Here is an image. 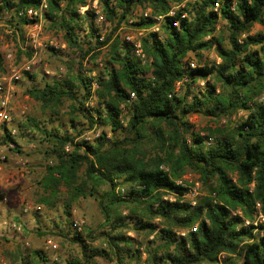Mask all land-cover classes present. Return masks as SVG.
<instances>
[{
  "label": "trees",
  "instance_id": "obj_1",
  "mask_svg": "<svg viewBox=\"0 0 264 264\" xmlns=\"http://www.w3.org/2000/svg\"><path fill=\"white\" fill-rule=\"evenodd\" d=\"M181 1L100 0L101 12L112 25L101 36L93 10L78 11L87 0H47L45 18L63 30L66 43L81 61L75 74L31 88L29 95L45 107L69 99L71 111L86 119V130L100 124L113 132L110 139L99 132L85 140L79 138L83 124L76 129L73 123L70 132L49 131L35 124L49 144L45 153L54 157L40 184L53 196L64 187L68 227L72 204L81 196H93L103 216L100 234L106 248L93 246L80 232H73L71 241L80 255L67 259L66 264H100L99 260L139 264L142 252L146 264H264V222L242 224L244 219H254L257 203L264 216V32L250 34L254 23L264 27V0L187 1L173 16L166 15ZM40 2L0 0V17L10 13L8 23L20 30L32 20L17 13L36 8ZM137 6L148 8L149 15L131 20ZM183 11L187 17H181ZM159 16L163 36L148 31ZM219 20L225 22L226 40L215 34ZM128 22L147 30L141 45L150 59L148 65L128 41L113 36ZM76 29L85 34L79 35ZM106 45L109 54L101 72L82 75V60L91 55L95 59ZM211 49L216 56L213 61L190 67V53L200 61L202 50ZM178 81L181 85L175 90ZM78 88L82 89L80 96ZM93 96L95 105L86 107ZM240 109L248 113L239 124L232 129L207 128L206 135L194 131L187 120L191 113L229 119ZM208 138L212 139L209 144ZM147 139L156 142L158 151L150 159L141 148ZM66 144L69 151L64 150ZM186 169L197 173L201 184L208 187L195 204L181 201L186 188L175 182ZM229 173H235L236 179ZM103 184L107 188L100 191ZM167 194L175 199H165ZM41 201L46 206L53 204L46 197ZM156 218L160 224L153 221ZM123 229L136 235L143 231L152 238L144 242Z\"/></svg>",
  "mask_w": 264,
  "mask_h": 264
},
{
  "label": "rangeland",
  "instance_id": "obj_2",
  "mask_svg": "<svg viewBox=\"0 0 264 264\" xmlns=\"http://www.w3.org/2000/svg\"><path fill=\"white\" fill-rule=\"evenodd\" d=\"M145 10L150 11L148 8L144 9L140 6L135 7V18H138ZM101 15L102 17L100 18V14L95 13L94 23L101 36H104L110 31L112 25L105 20L102 13ZM9 19L10 13H6L5 16L0 17V54L2 56L0 80L9 74L11 69L20 67L21 64L32 55L34 51V49H32L33 46H36L35 50L37 51V56L36 63L30 67L28 72L23 73L21 79L15 83V106L17 109L22 106L26 108L24 115L20 116L15 114L14 125L17 126V130L18 124H22L15 139L19 144L18 147L29 162L31 172L26 175H21L14 167L3 166L0 169V196L6 194L4 189H2L3 184L14 182L13 185H10L12 188H14V186L21 188V181L27 180V184L22 187L26 189L23 191L24 194L18 196L17 200L14 202H18L17 209H15V211H7L5 214L0 212V215L10 216L22 224V231L18 233L0 225V264H22V258L32 260L33 262L31 264H66L67 259L80 255L79 247L71 241L73 232H80L93 246H102L106 248L105 238L100 234L103 230V228H101L103 216L97 205V200L93 196H81L72 204L70 210L71 216L69 218L72 225L68 227L67 223L64 221L63 213V199L66 193L64 187H59L56 196H53L50 190L44 192L43 186L40 184L45 174L46 165L53 164L54 157L48 156L45 153V147H48L49 144L44 141L41 131L36 128L35 124H37L39 128H45L49 131L59 130L60 132L72 131L73 123H75L76 129L83 124L84 132L79 138H89L90 140L97 137L99 132H105L106 138L110 139L113 136V132L110 131L109 126L100 124L96 125L92 130H86V119L81 117L78 112L71 111L72 102L69 99H63L62 103L58 106L45 107L41 102L29 95L28 90L31 88H41L46 82L51 83L54 80H63L65 77L75 74L78 69V61H81V59L79 58V53L66 43L63 30L60 29L58 25L47 20L45 16L39 23L37 40L34 43L28 41L26 38L28 32L35 29L32 25L23 24L20 26V30L16 31L8 23L7 20ZM156 25L158 26L157 32L160 36H163L160 19ZM82 30L83 29H76V32L79 35H84L88 28H85V32ZM258 32H264V27L259 23H254L250 34H256ZM126 34H132L134 38L141 40L146 34V31L138 29L128 22L122 23L113 36L119 37L121 41H127L125 38ZM215 34L222 36L225 40L227 39V30L223 20H219L217 23ZM243 37L244 35H241L240 40ZM225 44H227V42ZM18 50L23 53L19 55ZM26 51H29L30 55L25 54ZM201 53L202 57L200 61L198 57L190 53L189 58L195 65L210 63L216 58L213 49L202 50ZM108 54L109 48L108 45H106L99 51L95 59H92L91 55L87 59L82 60L81 74L93 76L101 72L104 60L108 57ZM30 75H32V77H30ZM208 80L212 82L211 77H209ZM95 87H97L96 83L93 85V88ZM218 89L219 86L217 87V90ZM77 92L80 96L82 89L78 88ZM260 99L262 100V97ZM85 105L86 107L94 106L95 96L87 100ZM125 113L126 111L124 108L123 117ZM247 113V110L240 109L232 114L229 119L226 117L217 119L198 113H191L187 116V120L191 123L194 131L206 135L207 128L232 129L246 117ZM211 140V138H208L206 143L209 144ZM155 144L156 142H152L150 139L142 143L141 148L144 150L146 159L152 158L155 153L158 152ZM80 174H82V170ZM183 175L192 182H198L197 197L203 196L208 192V187L201 184L197 173L190 169H186ZM229 176L234 180L236 179L235 173H229ZM212 183L213 181H211V184ZM106 188L107 186L103 184L99 190L102 191ZM43 197H46L53 204L51 206H46V204L41 201ZM24 202L39 205L40 210L23 214L20 210ZM3 205H5V203L0 198V209ZM14 212H18L17 215H13ZM126 213L127 210L124 209L123 214ZM236 213L240 214L239 211H236ZM74 220L81 222L80 229L73 226ZM153 221L160 224L157 218L153 219ZM123 231H126L128 236H136L144 242H146V239L150 240L152 238V235L147 236L143 231L138 235L127 229H123ZM181 231H179V233ZM89 234L91 238L88 237ZM48 241L55 244L56 247L51 246ZM139 248L143 251L144 246ZM145 257L146 253L142 252V259L139 264H146L144 260ZM99 262L100 264H107L104 260H99ZM200 264L210 263L202 262Z\"/></svg>",
  "mask_w": 264,
  "mask_h": 264
},
{
  "label": "built area",
  "instance_id": "obj_3",
  "mask_svg": "<svg viewBox=\"0 0 264 264\" xmlns=\"http://www.w3.org/2000/svg\"><path fill=\"white\" fill-rule=\"evenodd\" d=\"M187 1L195 2L196 0H183L178 4L173 5L168 13L166 15L173 16L178 8H184ZM218 8V4H215L214 9L216 10ZM47 9V0H41L38 7H29L25 10H20L17 14L18 16H24L30 20L31 22L27 23L26 25H32L35 29L31 32H28L26 35V38L28 41H31L32 43L36 42L37 40V30L39 28V23L41 19L44 17V11ZM91 9L96 14L101 15V7H100V0H87V4L85 6H82L78 9L80 13H84L85 10ZM148 10H145L141 13L142 16H148L149 15ZM135 12H133V17L131 20H136L135 18ZM187 11H183L181 14V17H187ZM162 16H159L158 19H161ZM174 25L177 26V21L174 22ZM143 31H147L144 29H141ZM148 31H158V26L154 25L151 27ZM126 40L132 45V49L135 53V55L141 60L143 64H149L150 60L147 58L146 54L144 53L141 45V40L136 39L133 37L132 34H126L125 36ZM33 45V44H32ZM34 51L32 52V55L27 58L20 67L13 68L10 70V73L4 76L0 80V169L3 166H9L14 167L21 175H26L31 172V168L29 165V162L27 158L23 155L21 149L18 147L19 144L15 139V136L18 132L17 126L14 125V117L16 115H24L25 114V106H22L21 108H16L15 106V83H17L21 79V75L23 73H26L30 70V67L33 66L36 63V56L37 51L36 46H33ZM190 67H194L195 64L193 61H190ZM201 84H203L201 82ZM181 85V81L176 82L175 84V90H178ZM133 96V94H131ZM16 114V115H15ZM12 138V139H11ZM85 140H90L89 138H84ZM18 144V145H17ZM65 151L70 150V145L66 144L64 146ZM51 163V162H50ZM165 170H167L166 167L161 166ZM176 184L185 187L186 191L181 196V201H187L190 204H195L196 197L198 195L197 192V186L198 182H192L189 180L186 176H182L181 178L175 180ZM193 183V184H192ZM121 192H123V188L120 189ZM165 199L174 200L175 196L172 194H167L164 196ZM257 212L255 213V217L252 221L249 219L243 220V225H248L250 223L254 225H258V223L264 222V216L259 210V204H256ZM40 210V206L30 203V202H24L22 204L21 211L23 214H27L32 211H38ZM80 223L78 220H74L73 226L77 229H80ZM0 225L3 227H6L10 230H13L14 232L18 233L22 231V224L18 222L17 220L13 219L10 216L6 215H0ZM192 229H195L193 227ZM185 231H181L180 234L184 235ZM48 243L56 247L55 244H52V242L48 241Z\"/></svg>",
  "mask_w": 264,
  "mask_h": 264
},
{
  "label": "crops",
  "instance_id": "obj_4",
  "mask_svg": "<svg viewBox=\"0 0 264 264\" xmlns=\"http://www.w3.org/2000/svg\"><path fill=\"white\" fill-rule=\"evenodd\" d=\"M21 182H22L21 188L18 186H14V188H12V186L10 185H13L14 182H9V183L7 182L6 184L2 185V189H4L6 193V194H3L1 198V200L5 203V205L1 206V209H0V212H2L3 214L7 213V211H12V210L15 211V209H17L18 202L17 203H14V202L17 200L18 196H21L24 194L23 191H25L26 189H23L22 187L25 184H27V180H22ZM20 212L22 211L20 210ZM17 213L14 212L13 215H17Z\"/></svg>",
  "mask_w": 264,
  "mask_h": 264
}]
</instances>
